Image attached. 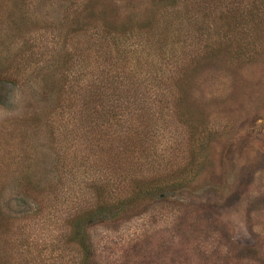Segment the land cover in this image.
<instances>
[{"label":"rangeland","instance_id":"rangeland-1","mask_svg":"<svg viewBox=\"0 0 264 264\" xmlns=\"http://www.w3.org/2000/svg\"><path fill=\"white\" fill-rule=\"evenodd\" d=\"M211 47L228 57L197 64ZM108 71L167 117L143 124L160 171L123 170L130 199L81 226L86 264H264V0H0V264H83L72 229L130 124L78 114L87 84L117 105Z\"/></svg>","mask_w":264,"mask_h":264},{"label":"trees","instance_id":"trees-1","mask_svg":"<svg viewBox=\"0 0 264 264\" xmlns=\"http://www.w3.org/2000/svg\"><path fill=\"white\" fill-rule=\"evenodd\" d=\"M104 33L107 34V31ZM116 44L115 50L118 52L120 55V50L122 49V44L117 45L116 42L113 43V45ZM213 47V45H211ZM211 47V49H212ZM210 49L211 52H209L208 56H203L200 57L199 60H197V64L200 62H203V60L207 61H223L225 58L228 56L225 55L226 51L224 50V53L220 49V47L213 48L212 50ZM229 59V58H228ZM111 71V70H109ZM107 72L104 76H102V79L105 80L106 84L108 85H113L117 91L112 92V97L114 98V101H117V105H112L109 108L106 107H101L100 105H96L94 98H96L95 92L92 90V84H87L86 87H88V90L82 92V97L83 99H88L89 102L84 103L81 105V110L78 112L79 116L82 118L85 116L86 120H88V124L91 129L96 128V121L95 119L100 118L99 116L102 114V116L106 117V120L108 118L114 119L117 122L121 123L124 125L125 123L129 122L130 124L125 128L124 132L122 135H120L117 138L118 141V147H117V154H116V159L117 162H119V168L121 171L118 170L117 176L115 179H108L104 177L103 179V189H102V194H103V199L102 202L96 207V209H91L88 211V213L83 216L73 227L72 229V238L71 242L78 244L80 247V253H81V258H82V263L86 264L87 262V254L89 251V247L87 244H85L84 237L85 234L83 231H81V226L87 222H91L96 215L105 213L106 212V207L109 205L107 203H112L115 207H121L123 206L124 202L127 199H130L128 196L129 194V183H127V177L125 174H130V173H122L123 170H126L128 172H131V174H136L134 175L136 178H140L139 180L143 179L144 176L142 175V170L144 169V166H149L150 168H156L158 165H151L152 161H149V152L146 150L143 151L144 149V143L147 141V135H146V130L147 128L143 125L146 122L151 121L152 119H165L167 117V114L165 113V110L160 108L157 113V117L153 114L152 112V106H146L143 107L139 103H137L135 106H128L129 104L126 103V100H130L129 95L130 91L125 92V90H119V85L123 83L124 79L127 78L126 75L120 74L116 71H114V74L111 72ZM187 73V72H186ZM132 76L137 82H139V76L138 73L135 71H132ZM186 77V75H185ZM83 80V77H82ZM154 80H158L157 78ZM154 82V81H153ZM136 100V97H135ZM141 100V99H137ZM142 103H145L142 102ZM98 116V117H95ZM125 117L124 121L123 118ZM132 117H134L135 121L132 123ZM189 122V121H188ZM190 122L191 124L189 125V136H191L190 141L191 144L194 145L198 140L197 138L200 136L201 133H205L208 130L207 124L203 120L196 121L195 117H190ZM138 123L140 125H138ZM137 126V127H136ZM141 126V129L140 127ZM152 132L155 128V125L151 126L149 125ZM104 127L107 129V127L104 125ZM108 131V129H107ZM102 134L103 138V143L102 144H96V140L94 141V146L96 148H100L101 151L103 152L102 149L110 150L112 149V145L110 144L109 146L107 145V138L106 137V132ZM207 133V132H206ZM110 137H112L110 135ZM200 138V137H199ZM114 139L112 137V140L114 142ZM208 137L207 138H202L200 140V149L206 150L208 147ZM102 146V148H101ZM111 147V148H110ZM173 164V163H172ZM160 171L159 167L155 169V173H158ZM134 172V173H132ZM160 175V174H158ZM133 176V177H134ZM130 178L131 179L133 178ZM147 178V177H146ZM195 178V177H193ZM138 180V181H139ZM146 189L138 187L136 184V187L131 191V194L134 199L140 198L144 196L146 193ZM102 204V205H101Z\"/></svg>","mask_w":264,"mask_h":264}]
</instances>
